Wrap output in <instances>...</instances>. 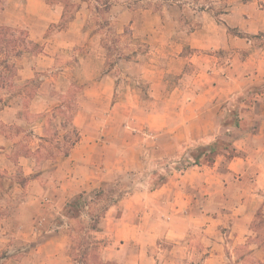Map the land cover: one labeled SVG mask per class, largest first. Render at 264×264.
<instances>
[{
    "label": "rangeland",
    "instance_id": "374dc122",
    "mask_svg": "<svg viewBox=\"0 0 264 264\" xmlns=\"http://www.w3.org/2000/svg\"><path fill=\"white\" fill-rule=\"evenodd\" d=\"M176 14L175 0H0V28L14 30L13 39L24 32L39 51L0 56V110L18 105L23 121L0 124L14 165L0 169V264H264V191L255 189L253 165L244 179L229 168L236 153L227 121L175 142V93L151 96L149 79L175 89ZM155 29L169 34L159 52L143 36ZM67 30L87 33L84 46L71 33L62 39ZM68 38L74 45H64ZM107 78L109 99L94 101ZM38 95L47 97L44 111L31 113ZM79 114L105 177L77 208L82 193L33 202L28 183L36 176L23 175L18 157L41 167L67 156L80 138ZM203 139L214 151L194 145ZM185 174L197 178L183 204L175 176Z\"/></svg>",
    "mask_w": 264,
    "mask_h": 264
},
{
    "label": "crops",
    "instance_id": "0c3cea01",
    "mask_svg": "<svg viewBox=\"0 0 264 264\" xmlns=\"http://www.w3.org/2000/svg\"><path fill=\"white\" fill-rule=\"evenodd\" d=\"M199 6L204 7L197 9ZM175 11V35L170 43L175 50V89L166 91L161 77L149 79L153 85L151 96L158 100L166 92L175 93V107L179 104L181 108L175 110V142L189 143L204 137L213 131L218 120L237 122V127L225 128L235 136L230 149L235 148L236 155L229 159V168L247 172L246 166L253 165L255 189L264 191V0H175ZM69 33H62V39ZM71 34L79 39L78 45L84 46L87 33L82 35L77 30ZM98 36L94 34L91 40ZM143 36L151 51L159 52V47L167 44L169 34L155 29ZM76 39H65L68 42L64 45L72 46ZM110 82L107 78L106 90L93 94L94 101L109 99ZM40 96L31 101L34 108L38 107L31 113L44 111L42 101L45 103L43 99L47 97ZM19 113L18 105L5 106L0 110V124H23ZM75 121L80 138L67 156L41 167H37L33 156L18 157L23 175L36 176L28 183L33 202L47 196L60 203L94 188L105 177L97 175L100 153L93 149V137L87 134L82 115ZM31 129L37 135V143H41L42 132ZM11 145L12 141L0 132L1 171L10 172L14 166L6 159ZM38 148L37 144L31 152ZM244 176L243 172L240 178ZM196 178L188 174L175 176L179 202H191L190 194L181 193L193 189Z\"/></svg>",
    "mask_w": 264,
    "mask_h": 264
},
{
    "label": "trees",
    "instance_id": "16d2710c",
    "mask_svg": "<svg viewBox=\"0 0 264 264\" xmlns=\"http://www.w3.org/2000/svg\"><path fill=\"white\" fill-rule=\"evenodd\" d=\"M14 31L7 27L0 28V56H10V58H19L23 54H35L38 53L37 51L38 45L31 42L28 38V36L24 32H19L20 37L17 39H13L12 36L9 35V32ZM6 37H10L9 39ZM7 62V61H6ZM222 122V121H221ZM227 125L232 127H237V122L235 121H227ZM194 145H198L197 148L201 149H208L211 148V152L215 149V142H211V140L208 139V142H206V139L200 141H195ZM220 145V142H219ZM190 158L192 155L189 156ZM193 158V157H192ZM101 192H95L93 193V196H98ZM90 195L82 193L77 200L74 202V207L77 208L78 205L83 204L85 197H89Z\"/></svg>",
    "mask_w": 264,
    "mask_h": 264
}]
</instances>
